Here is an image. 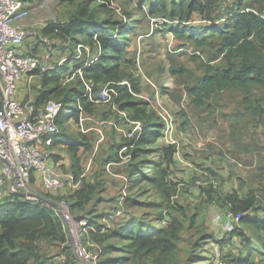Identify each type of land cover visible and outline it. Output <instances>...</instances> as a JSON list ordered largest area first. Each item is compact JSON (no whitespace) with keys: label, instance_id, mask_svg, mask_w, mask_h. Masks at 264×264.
<instances>
[{"label":"trees","instance_id":"trees-1","mask_svg":"<svg viewBox=\"0 0 264 264\" xmlns=\"http://www.w3.org/2000/svg\"><path fill=\"white\" fill-rule=\"evenodd\" d=\"M19 1L27 9L43 0ZM98 1L85 0L78 5L75 13L66 22L61 24L48 22L41 29L45 37H53L60 41L73 40L76 43L75 49L78 45L84 48L78 55L75 50L64 64L49 69L43 74L41 89L34 99V104L37 108H42L48 101L55 100L63 103L65 107L66 111L57 119L59 134L55 138L53 149L60 145L69 147L73 169L67 172H72L75 181L80 182V187L67 196L70 198L75 217L77 210H85L94 200L96 191L92 184L80 179L82 176L80 151L82 147L91 150L89 138L85 133L75 136L66 131V123L70 120L80 122L84 114L94 113L95 103L89 97L87 85L92 90L93 99L106 85L115 88L118 95L114 98L113 105L116 108L112 105L110 114L105 113V117L114 118L116 126L124 122L120 112L127 113L132 121L142 124L141 136L124 137L125 142L115 146L117 151L107 163L120 164L129 156L158 153L159 160L150 162L143 158L132 171L134 175H139L138 182L150 181L170 208L173 198L177 196L176 189L179 185V182L173 180L174 167L177 165L176 156L179 153L178 146L160 144L164 136V125L159 115L148 109L147 101L139 100L143 95L140 82L135 76L139 63L137 58L130 56L131 40L127 38L133 31L132 27L121 20L112 19L111 8L108 9L110 0H103L105 3L96 4L92 8L91 5ZM63 2L74 4L75 0H63ZM99 8L104 9V13L109 15L108 18L101 19ZM147 13L154 20L175 22L177 26L172 28V35L182 43L177 50L192 48L193 59L203 63L202 77L194 85L185 86L193 106L201 108L219 92L238 90L245 95L248 109L258 113L251 97L255 95V89L264 90V3L256 0H154L149 2ZM197 18L206 25L189 26ZM83 52L85 58L79 61ZM88 54H90L89 59L86 57ZM39 72L40 70H37L34 74ZM187 72L184 64L175 56H170L168 73L171 80H175L177 76L186 78ZM73 75L75 78L65 84V80ZM148 82L151 85L150 79ZM74 84L75 86L70 88ZM154 145L158 148L154 150L148 148ZM59 157L53 155L55 164ZM147 167L149 171L144 172L142 169ZM217 189L211 184L200 185V194L205 197L206 203L217 202L223 207H228L231 214L241 215L240 228L221 241L220 247L224 249L228 246L231 240L228 237L234 235L243 237V241L248 246L251 239L241 230L242 225H251L257 231H264V216H257L262 211L257 191L251 190L247 194H242L239 190L225 193ZM122 191L118 204L123 195ZM47 195L40 196L36 201H30L19 193H8L0 200V264H48V260H41L42 245L45 243L61 247L68 256L73 257L64 222L49 205L50 198ZM127 200L128 195L125 204ZM179 212L183 215L185 213L183 209ZM203 217L201 213L199 218L195 214L190 222L197 225L196 219H199L200 223H204ZM77 218L88 220L83 217ZM185 220L184 217H176L172 214L164 225L154 230L143 228L141 223L132 220H126L117 229H101V226H96L93 221L88 220L95 229L89 232L88 237L102 246L99 264L106 250L105 241L110 237L128 241L124 249L129 256L121 258L122 261L129 260L134 264H173L181 234L185 230ZM114 261L109 259L107 263ZM117 261V264L122 263L121 260ZM228 262L253 264L251 255L237 259L231 254ZM69 264L74 263L69 262Z\"/></svg>","mask_w":264,"mask_h":264},{"label":"rangeland","instance_id":"rangeland-1","mask_svg":"<svg viewBox=\"0 0 264 264\" xmlns=\"http://www.w3.org/2000/svg\"><path fill=\"white\" fill-rule=\"evenodd\" d=\"M150 1L154 0L144 2L110 0L108 9L111 8L110 15L113 16V20H121L132 27V33L127 36L131 40L129 52L131 58H137L139 63L135 76L141 85L143 93L141 97L149 101L141 97L139 100L147 101L148 109L156 114H158L157 103H161L171 112L175 120L174 136L178 143L179 153L176 156L177 165L174 167L173 180L179 182L176 189L177 196L173 198L169 208L161 193L152 186V183L148 180L138 182L139 175H134L132 171L143 158L150 162L159 160L158 153L152 152L137 157L129 156L120 163V167L113 166L112 168H119L127 174L126 180L116 178L113 170L111 173L106 170L107 162L117 151L115 146L124 143V137H126L122 131L108 126L104 130L103 141L94 131L85 133L92 148L89 151L85 147L81 148V180L92 184L96 191L94 200L85 210H77L75 215L93 221L96 226H101V229L109 227L117 229L126 220H132L137 221L138 224L141 223L143 228L151 230L164 225L172 214L176 217H184L186 219L185 230L181 234L173 264H205L206 259L212 255L213 246L210 247L209 244L216 243L215 238L212 237L211 243H208L203 237L206 235L205 224L200 223L199 219H196L198 226L190 221L195 214L199 218L202 209L211 205L204 201V196L201 198L205 204L199 206L200 200H198L200 185L209 180V176L212 180L219 182L217 188L220 187L215 189L220 192L226 190L227 185L232 183H235V187L239 188L243 194L256 190L260 207H262V211L257 216H264V90L255 89V95L251 97L252 104L257 108L258 113L248 109L245 95L238 90L219 92L211 100L206 101L205 106L201 108L193 106L185 86L186 84L194 85L202 77L203 63L193 59L194 49L177 50L182 43L174 39L171 32L177 24L152 19L147 13ZM256 1L264 3V0ZM83 2L85 0H75L74 4L63 2V0H43L36 6L27 8L29 11L27 22L34 25L43 19L45 22L64 23ZM103 3L105 1L99 0L91 7L94 8L96 4ZM98 13L102 20L109 16L104 13V9L99 8ZM204 25L206 24L197 18L189 26L202 27ZM35 30L33 43H36L37 47L35 46L36 49L31 53L43 60L45 68L53 69L64 64L75 50L77 53L75 54H79V45L75 49V41H60L53 37H45L41 28L35 27ZM89 56L90 54L86 55L88 59ZM170 56H175L185 65L188 70L186 78L179 76L175 80L169 78ZM81 57L79 61L84 60V52ZM45 68L41 67L40 72L34 74L35 77L31 79V83L29 77H24L22 80V82L25 81V88L22 92L26 96L25 99H36L41 89L43 74L49 71ZM146 78L151 80V85L146 82ZM74 86L75 84L70 88ZM162 87L165 88L162 89ZM94 97V100H97L98 93L97 97ZM59 99L62 100V98ZM94 106L92 115L82 116L83 126H81V119L80 122L70 120L66 123L68 134L79 136L84 133L82 128L91 129L101 119L115 122L114 118L105 117V113L110 114V104L100 103ZM119 127L121 130L125 129L126 132L134 129L125 122H121ZM134 138L137 136L135 135ZM160 144H165V141L161 139ZM148 148L154 150L158 146ZM56 152L61 155L63 171L72 170L69 147L60 145L56 148ZM142 170L148 172L149 167ZM187 173L191 175L190 178L185 176ZM67 188L68 195H71L74 192L73 184H68ZM122 189L126 190L128 200L127 204L119 206L118 199ZM33 191L38 196L47 195L41 185L34 184ZM47 196L50 199H56L55 196L49 194ZM212 203L220 205L217 202ZM181 209L184 210V215L179 212ZM247 232L257 247L251 254L253 264H264V231H257L254 228L253 231ZM127 243L128 241L123 238H108L105 241L106 250L101 264H117V260L122 261L121 258L129 256L124 249ZM224 249L229 260L231 254L234 255V249L230 245ZM56 253L53 245L45 243L42 245L41 260L47 261L55 258ZM109 259H114V263H107ZM121 264H134V262L123 260Z\"/></svg>","mask_w":264,"mask_h":264},{"label":"built area","instance_id":"built-area-1","mask_svg":"<svg viewBox=\"0 0 264 264\" xmlns=\"http://www.w3.org/2000/svg\"><path fill=\"white\" fill-rule=\"evenodd\" d=\"M28 9L19 0H0V200L8 193H22L30 201H36L38 196L33 191L35 181H39L47 194L58 197L50 199L49 205L56 215L64 222L73 253L83 264H99L102 255V246L88 237L91 230L95 229L88 220L78 219L74 216L68 198V184H73L75 191L79 183L75 181L72 172H64L55 164L53 147L55 138L59 134L57 119L66 111L63 103L51 100L42 108H37L32 98L19 100L17 93L19 85L26 76L33 75L35 71L45 68L40 57L22 53L20 47L28 40L35 37V27H44L47 22L40 20L34 25L27 22ZM79 53L82 45L78 46ZM45 70H49L45 68ZM75 78L68 77L65 84ZM87 92L95 104H113L118 93L115 88L106 85L94 100L92 90L87 85ZM143 99L149 101L147 98ZM116 108V107H115ZM127 124L134 127L126 132L114 122L102 120L92 130L96 131L104 140L106 125L115 126L127 138H137L143 133L142 124L132 121L128 114L120 112ZM158 115L163 123L166 144L176 145L175 120L171 112L158 103ZM84 119H81L83 126ZM84 133L91 131L82 128ZM202 182L201 185H214L219 182L212 180ZM119 205L123 206L127 196L126 190L122 191ZM241 215H229V220L224 222L223 228L226 236H230L240 228ZM215 264H229L225 249L215 245ZM66 259V257H65Z\"/></svg>","mask_w":264,"mask_h":264},{"label":"crops","instance_id":"crops-1","mask_svg":"<svg viewBox=\"0 0 264 264\" xmlns=\"http://www.w3.org/2000/svg\"><path fill=\"white\" fill-rule=\"evenodd\" d=\"M41 20H43V19H41ZM42 28L43 27H41V29ZM35 46L37 47V44L33 43V38H32V39L28 40L25 44H23L19 49H20V51L22 53L34 55L31 52L36 49ZM42 63H43V60H42ZM44 63H45V61H44ZM26 77L30 78V83H31V81H32L31 79H33L35 77V75H30V76H26ZM145 80H146L147 83H149L147 78ZM23 88H25V81L21 82V84L19 86V90H18V93H17V98L19 100H26L25 99L26 96H24V94L22 93L24 91ZM144 96H146V95H144ZM110 105L112 106L113 104H110ZM114 108H115V106H114ZM125 124L129 125V126H132L130 124H127L126 122H125ZM96 126H97V122H96ZM110 126H112V125H110ZM117 126L119 127V125H117ZM106 127H108V126H106ZM93 128H91V131H94V130H92ZM94 132H96V131H94ZM98 136H99V134H98ZM54 154L61 157V155L56 152V149H54ZM60 157H59V160L56 162V164L58 165L59 169L63 171ZM113 166L120 167V164L108 163L106 170L109 173H111V170H113L115 172L114 176L116 178H119V179H122V180H126L127 179L126 178L127 174L125 172H123V170H120L119 168H112ZM68 171H71V170H68ZM185 176L187 178L191 177V175L188 174V173ZM81 178H82V176H80V179ZM119 181L121 182V180H119ZM35 184L41 185L38 180L35 181ZM235 185H236L235 183L228 184L227 187H226L227 189L225 188L226 190H224V192L225 193H231V192H234L235 190L238 191L239 188L235 187ZM193 192H195V191H193ZM239 192L242 193L241 191H239ZM199 197H200L198 199V200H200L199 206H201L202 204H205V203H203L204 201H203V198H201L202 196L200 194V191H199ZM207 206L208 207H206L205 209L203 208L202 212H201V214L204 216L203 217L204 218L203 221H204V224L206 226V230H205L206 235L203 236V237H204V240L208 241V243H211V241L213 239L212 237H214L216 243L212 242L211 244H209L210 247L213 246V248H211L212 249V255L209 256V258L206 259L205 264H212V263L215 264V248H214V246L217 245V244L219 245L220 242L224 241L225 238L227 237L226 234L224 233L223 228L221 227V225L224 222L229 220V215L232 212H229L228 207H223L222 205H218L216 203H211L210 206L209 205H207ZM109 228H111V227H109ZM112 229H114V228H112ZM251 229H252L251 225H242V227H241V230H243L246 233V236H248L251 239V244H249L248 246H246L245 242L243 241V237H241L239 235H234L232 237H228V238H231V240L228 242L229 243L228 246L230 245L234 249L233 250L234 251L233 252L234 255L232 254V256L234 258L238 259L241 256L248 257V256L251 255V253H253L252 251H254L257 248L256 245L254 244L255 242L251 238V235H249V233L247 232V231H253L254 230V229L253 230H251ZM220 246H221V244H220ZM53 247L57 251V253L55 254L56 257L49 259L48 260V264H69V262H73L74 264H83L82 262H80L78 260V258H76L74 253H73V257L72 256H68L66 251L65 252L62 251L61 247H56V246H53ZM65 257H66V259H65Z\"/></svg>","mask_w":264,"mask_h":264},{"label":"water","instance_id":"water-1","mask_svg":"<svg viewBox=\"0 0 264 264\" xmlns=\"http://www.w3.org/2000/svg\"><path fill=\"white\" fill-rule=\"evenodd\" d=\"M19 194L24 195V194H22V193H19Z\"/></svg>","mask_w":264,"mask_h":264}]
</instances>
